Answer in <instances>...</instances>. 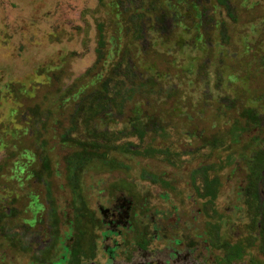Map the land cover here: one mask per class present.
Returning a JSON list of instances; mask_svg holds the SVG:
<instances>
[{"label": "rangeland", "instance_id": "obj_1", "mask_svg": "<svg viewBox=\"0 0 264 264\" xmlns=\"http://www.w3.org/2000/svg\"><path fill=\"white\" fill-rule=\"evenodd\" d=\"M99 72L94 91L73 97ZM102 94L109 103L101 106ZM114 107V117L94 119ZM138 109L156 119L142 118L141 140L131 120ZM254 110L264 119V0H0V211L13 219L0 223V237L26 247L43 234L16 217L30 219L35 196L52 200L46 211L58 207L62 221L81 195L100 216L98 204H112L95 195L112 184L110 203L126 188L154 218L150 228L194 239L199 257L209 230L216 251L241 238L246 260L264 264V243L255 239L260 216L247 203L260 177L252 176L251 192L243 183L246 166L264 158L243 162L240 155H255L256 146L230 147ZM71 141L110 145L123 156L104 151L77 161ZM31 169L47 185L25 181ZM206 179L214 180L213 201L200 198ZM105 224L92 233L102 262V232L118 238ZM155 243L159 251L167 240ZM12 255L0 248V259L25 264Z\"/></svg>", "mask_w": 264, "mask_h": 264}, {"label": "flooded vegetation", "instance_id": "obj_2", "mask_svg": "<svg viewBox=\"0 0 264 264\" xmlns=\"http://www.w3.org/2000/svg\"><path fill=\"white\" fill-rule=\"evenodd\" d=\"M145 14L147 15L148 12ZM152 25L157 27L155 22L152 23ZM120 31H122V28ZM117 47L120 48L121 45ZM98 80H102V78L97 79V81ZM117 109L120 111L119 108L113 109L112 113L105 110L103 111L104 113L99 114L98 117H112L116 115L114 113L117 112ZM138 114H140L139 111ZM231 143L230 147L235 144L233 142ZM104 149L105 148L100 149L97 155L104 152ZM113 152L111 148L107 153ZM119 153L118 150L114 152V154H116L115 156H118L117 158L123 156L121 154L119 155ZM76 160L81 161L82 158H76ZM85 161L88 162L89 160L85 159L84 162ZM105 161L107 162L106 159ZM110 162V164L115 166V159H111ZM29 175L31 180L36 182L38 179H42L43 181L41 180V183H46L47 185L48 181L43 179L41 175L37 173H30ZM57 175L58 174H56V176ZM245 175L243 183L247 186V176ZM116 179L118 181L120 180L119 178ZM100 181L102 180L100 179ZM210 187L211 189H205L203 192L204 194L200 195V198L206 196L208 201H213L215 196V192L212 190L214 189V184L212 183ZM260 189H263L262 186ZM44 190L46 198H49L51 190ZM69 190H71V188L67 184L68 195L66 196L70 198L71 192L69 193ZM116 190L117 186L115 187L109 184L103 188V192L100 195H95L96 197L98 196L100 202L112 204V206H104L103 203H99L98 210L100 216L96 214L95 210L89 209V206L86 205V195H81L79 199V202H82L80 207H78L76 211L75 206L70 204V217L63 220L64 222L61 220L62 217L58 207H56V210L51 209L49 212L46 211L51 207V204H53L52 200L44 205V203L39 202L38 197L35 196L33 199L34 205L33 202L30 204V219H25L20 215L16 217L18 221L32 226L37 231L42 229L43 234L41 235L38 232L34 237V241L28 243L26 247L20 243L19 238L7 235L1 236L0 248L3 250L10 249V251L13 252L12 256H18L20 259L26 258L25 264H255L252 258L247 259V262L245 257L246 246L241 238H238L235 243H230L228 241L224 242L216 251V249H214L215 244L212 243L211 238L207 235L210 233L209 230H204L207 239H205V241H208L209 247L204 251V257H199L197 252L198 245L194 239L185 237L179 238L175 235L169 236V232L166 233L165 228L160 227V224L157 227L150 228V224L154 223V218L148 215L146 211L137 209L134 196L131 192L126 190V188H122L118 191L119 193L115 195V200L118 202L110 203V201H112L111 199L114 198L113 194ZM120 193L123 196H121ZM262 195L263 193L259 192L260 198H262ZM120 200L121 202H119ZM36 201H38V203ZM249 201H251V198ZM249 201L247 202L248 205ZM4 212L8 214L9 210L5 209ZM116 212H119V217L112 220L111 215H114ZM83 217L86 218V223L84 224L81 221ZM106 218H108V220H106ZM105 221L109 224H105ZM97 224L99 225L97 226ZM104 224L106 228L114 229V232L118 234V238L103 231L105 229L102 230L103 237L100 246L107 255L105 262H102L101 260H97V258L95 259L97 238H94L92 233L95 229H102V225ZM34 226H36V228ZM257 228L259 229V227ZM190 229L191 227L189 226L186 228L187 231ZM242 231L244 230L239 228L236 235H240ZM86 232L87 236L90 234V236L87 237L88 242L86 241ZM256 236L255 239L261 241V239L258 238V232H256ZM159 238H165L167 240V244L159 250L162 251V254L155 248V241ZM17 245L19 246L18 248ZM18 249L27 251V253L22 255L20 252L21 256H23L21 257L18 254ZM118 249L124 251L130 249V251L128 255L122 257L118 253L120 252ZM26 255L28 257H25ZM0 264H20V262L16 263L9 259H0Z\"/></svg>", "mask_w": 264, "mask_h": 264}, {"label": "trees", "instance_id": "obj_3", "mask_svg": "<svg viewBox=\"0 0 264 264\" xmlns=\"http://www.w3.org/2000/svg\"><path fill=\"white\" fill-rule=\"evenodd\" d=\"M160 15L162 17H164L163 16L164 14L162 12L160 13ZM154 22L156 25H158L156 23V21H153V23ZM148 69L150 70L151 68H148ZM105 74H106V72H105ZM109 74H110V72H107L106 75L108 76ZM158 75H159L158 72L154 73L155 77H157ZM102 77H103V72L97 73L94 77H92L93 79L91 82L84 83L81 88H77V90H75L76 95H74L73 97L77 98L78 96H83L85 94H88L89 92H86L85 88L87 90H90V92L94 91L95 89H92L93 82H95V80L100 79ZM98 86L99 85H96V87H98ZM98 90H99L98 92H101L102 87L99 86ZM99 98L102 100L101 106L109 103V101L106 99V96L104 94H102ZM143 102L146 103V98L144 99ZM111 103L114 104L115 102L112 101ZM137 111H139L140 114L136 113V115H134V117L132 118V120H133L132 128H133V133L135 135H137L138 138L141 140L144 137V134L142 133V131H143L142 130V128H143L142 118H145L146 120H148L150 122H154L156 119L149 117L148 114H142L141 109H138ZM99 114H102V111L95 114L94 119H96L99 116ZM246 116L247 117L243 116V119H246L245 121H246L247 126L244 127V129H240L238 131L236 138L233 140V143H235V144L238 143V145L240 143H242L243 145H250V143H251V145L256 146L257 150L255 151V155H250V154L240 155V159H242L243 162L244 161H247V162L251 161V163H252L253 160L257 156H260V158H264V119H263V116H259V113H257L256 110H254V113H252L251 116L249 115L251 117L250 120L248 119V115H246ZM235 123L238 126L239 121L235 122ZM145 125H146V123H145ZM70 143H71V147L74 148V150L76 152H78L75 155L76 158L83 157L85 159L86 157H89L90 155H97L98 151L100 149H103V148H101L102 146L99 145L97 142H84V143H82V145L80 143H77L74 141H71ZM104 148H105L104 150L106 152H108L111 149L110 145H105ZM120 149H123V148H120ZM255 165H258V167L256 168ZM255 165L248 164V166H246L247 185H248L247 188H248L249 192H251L252 176L256 175V176L260 177L257 187L253 188V190H252V191H254V194L253 193L250 194L251 201H249V206L253 205V202L256 205V207H255L256 214H258V216H260V218H258V221L260 222L259 223L260 227H259V231H258V238L261 239L262 243H264V191H262V190H264V187H263L264 159H263L261 164H255ZM31 173L36 174L37 172H36V170L31 169ZM26 180H30V175H27V177L25 178V181ZM212 183H214V180L206 179L205 180V189H208V188L211 189L210 186ZM20 185H21V183H20ZM260 185L262 186L263 189H260L261 188ZM259 192L263 193L262 198L259 197ZM249 199H250V197H249ZM10 219H11V216H9L4 211H0V223L5 224V223H8V222L13 220V219L12 220H10Z\"/></svg>", "mask_w": 264, "mask_h": 264}]
</instances>
